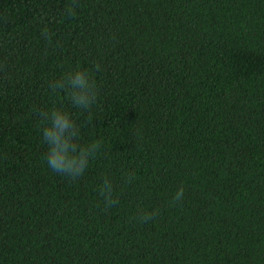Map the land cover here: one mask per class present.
Instances as JSON below:
<instances>
[{
	"label": "trees",
	"instance_id": "16d2710c",
	"mask_svg": "<svg viewBox=\"0 0 264 264\" xmlns=\"http://www.w3.org/2000/svg\"><path fill=\"white\" fill-rule=\"evenodd\" d=\"M70 3L0 0V264H264V0ZM78 66L88 111L50 89ZM53 107L100 142L76 180L46 162Z\"/></svg>",
	"mask_w": 264,
	"mask_h": 264
},
{
	"label": "clouds",
	"instance_id": "9594fccd",
	"mask_svg": "<svg viewBox=\"0 0 264 264\" xmlns=\"http://www.w3.org/2000/svg\"><path fill=\"white\" fill-rule=\"evenodd\" d=\"M77 8L78 0H71L66 13L74 15ZM99 69L100 65L97 64L95 70L99 71ZM50 89L53 93L63 91L69 103L81 111L90 110L99 96V87L94 72L79 66L51 82ZM39 119L42 124V140L47 145L46 162L48 167L53 172L68 176L73 180L81 177L89 162L99 151L100 142L81 143L79 140L80 127L66 108L53 107L51 110H41ZM100 195L107 207H112L117 203L112 181L107 176L100 187ZM183 196L184 189L181 187L174 195L173 201H181ZM153 214L145 212L139 219L142 222H147Z\"/></svg>",
	"mask_w": 264,
	"mask_h": 264
}]
</instances>
